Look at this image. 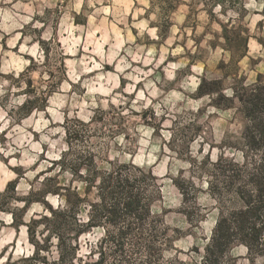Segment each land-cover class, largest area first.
Returning <instances> with one entry per match:
<instances>
[{"label": "rangeland", "instance_id": "1", "mask_svg": "<svg viewBox=\"0 0 264 264\" xmlns=\"http://www.w3.org/2000/svg\"><path fill=\"white\" fill-rule=\"evenodd\" d=\"M249 2L0 0V186L16 180L9 195L22 199L0 211L3 264H25L19 259L32 254L31 237L49 245L40 253L45 264H208L214 219L230 206L209 193L207 181L218 157L240 158L244 120L234 108L196 96L198 83L192 89L202 76L222 79L226 94L258 73L264 80V19H257L264 8L250 9ZM222 25L237 39L247 37L242 58L231 61ZM28 99L39 107L29 110ZM53 161L57 168L48 171ZM79 162L97 176L113 172L129 182L102 203L115 214L79 238L75 257L60 262L57 239L44 240L43 225L26 230L45 213L39 194L28 192L55 174L82 191L84 182L69 169ZM125 190L146 209L124 208ZM94 193L92 186L89 199L100 206ZM45 199L60 204L55 195ZM12 210L21 219L16 225ZM70 236L63 233V247ZM242 249L217 255L214 264H264V252Z\"/></svg>", "mask_w": 264, "mask_h": 264}, {"label": "trees", "instance_id": "2", "mask_svg": "<svg viewBox=\"0 0 264 264\" xmlns=\"http://www.w3.org/2000/svg\"><path fill=\"white\" fill-rule=\"evenodd\" d=\"M168 12L169 10L165 14ZM163 20L166 23L165 32L167 34L169 21L166 18ZM156 27L160 34V24ZM228 31L227 27L222 25V37L231 52V61H235L246 54L247 37L237 39V35H229ZM239 40L243 41L240 51L236 50ZM262 77L263 75L258 73L256 80L250 84L241 81L236 84L232 83L230 85L231 95L223 92L222 79L207 80L202 76L196 87V96H207L210 105L218 109L234 108L244 120L240 132L242 143L239 147L236 146L240 158L218 157L215 172L212 173L214 178L211 175L212 179L207 181L209 193L218 202L228 203L230 206L227 211H218L214 219L209 241L206 244L205 259L208 264H214V258L217 255L235 246L245 247L250 254H263L264 252V80ZM30 85L31 81L27 80L26 87ZM28 101L30 102L29 110L39 107L33 99H28ZM45 101L46 98L43 97L42 105L44 106ZM57 163L53 161L48 171L57 168ZM80 165L82 163H76L69 169L73 176L78 177L80 182H84L82 191H79L78 186L74 185L72 180L67 183L60 182L58 175L55 174L38 177L41 186L38 189L30 186L28 192L36 191L39 194L35 201L43 206L45 213L38 218L32 217L26 222V230L32 232L31 227L34 225H43L48 232L44 240H50L52 236L57 239L58 257L56 261L61 260L60 262L66 256L75 257L79 238L102 224L109 214L111 216L115 214L114 208L112 213H108L102 203L117 194L118 185L129 182V178L115 179L113 172L97 176V172H94L91 166L86 164L85 169H80ZM58 169L61 170L59 167ZM15 170L18 172L20 168H15ZM83 170L88 173L84 174ZM92 186L96 187L94 195L97 200L101 201L100 206L89 199ZM15 188L16 180L5 183L3 190L0 191V211H9L10 200L18 199V197L12 199L9 195L10 190L14 192ZM122 194L125 196L124 208L128 210L146 209V205H143L137 194L131 195L129 190L123 191ZM48 195L57 196L60 204L56 207L52 206L45 199ZM23 202V207H26L29 199H23ZM82 208L85 209L83 213H81ZM10 214L14 225L18 221L21 222L14 210ZM63 233L71 234L66 247L62 245ZM30 240L33 245L32 254L21 257L19 260L25 264H45V257L40 256V253L43 248L47 252L49 245L44 246L33 237Z\"/></svg>", "mask_w": 264, "mask_h": 264}, {"label": "clouds", "instance_id": "3", "mask_svg": "<svg viewBox=\"0 0 264 264\" xmlns=\"http://www.w3.org/2000/svg\"><path fill=\"white\" fill-rule=\"evenodd\" d=\"M247 7L250 8V9L251 8H256V7L264 8V3L257 5L256 0H250V2L247 4ZM217 11H219V8H217ZM4 15H5V18H8L7 13H4ZM235 15H237V13L229 12V16H235ZM257 19H264V17H257ZM154 31L155 30H153V34H154ZM195 83H198V82L194 81L193 89H192L193 91L195 90ZM229 95H231V93H229ZM2 118L3 117L0 116V119H2ZM0 130H2V129H0ZM165 135H166V137H170L171 133H165ZM121 141H122V138H121ZM0 151H3V149H0ZM55 158L59 159V156H56ZM129 159H131V157H129ZM34 160H35V158H33L32 161H34ZM32 161H30V162H32ZM185 167H188V165H185ZM2 190H3V188H2V186H0V191H2ZM53 203H55V201H53ZM241 251H246V249H242ZM0 264H3V261H0Z\"/></svg>", "mask_w": 264, "mask_h": 264}]
</instances>
